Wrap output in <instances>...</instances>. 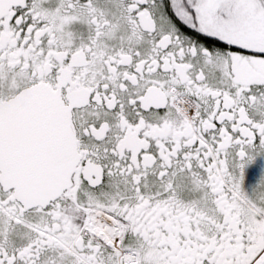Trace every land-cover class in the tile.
<instances>
[{"label":"snow or ice","instance_id":"obj_1","mask_svg":"<svg viewBox=\"0 0 264 264\" xmlns=\"http://www.w3.org/2000/svg\"><path fill=\"white\" fill-rule=\"evenodd\" d=\"M0 264H264V0H0Z\"/></svg>","mask_w":264,"mask_h":264}]
</instances>
